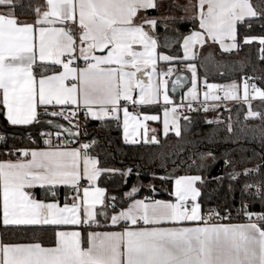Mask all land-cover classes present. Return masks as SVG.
Masks as SVG:
<instances>
[{"label":"snow or ice","instance_id":"snow-or-ice-1","mask_svg":"<svg viewBox=\"0 0 264 264\" xmlns=\"http://www.w3.org/2000/svg\"><path fill=\"white\" fill-rule=\"evenodd\" d=\"M23 7L19 0H0V111L12 126L39 124L42 116L56 118L46 121L56 131L41 133L43 147L24 149L8 146L6 136L0 135L6 148L3 155L16 157L0 160V223L5 229L53 226L54 246L7 242L0 235V264H264V212L249 210L241 200L237 215L245 217L243 223H232L230 210L222 214L213 209L204 215L200 198L206 181L201 174L158 177L174 179L170 193L174 200L139 198L144 187L139 167H100L99 159L89 152L95 139L79 144L76 120L83 112L86 121H100L105 127L116 122L126 143L136 144L138 136L148 143L147 122L160 117L130 112L128 105L143 108L162 99L164 135L172 128L181 136L179 108L185 105L182 101L177 106L170 99L164 77L172 69L158 71V62H189L192 88L187 107L200 111L191 107L200 96L197 67L192 63L198 48L211 42L225 53L239 51V26L250 30L259 23L264 28V0L258 5L252 0H195L178 6L189 13L187 22L193 26L180 36V58L157 51L159 25L167 29L169 21L185 22L150 15L161 11L162 0H44L28 5L34 15L31 23L18 18L16 10ZM174 31L179 33L178 28ZM242 43L258 44L259 59L264 61V35H245ZM142 71L147 82L137 75ZM258 79L245 77L242 85L226 86L205 81L208 91L203 99L242 102L247 106L246 120L264 121V111L254 110L252 104L258 100L264 105V88L257 86ZM180 83L177 77L174 87ZM202 110L210 109L205 104ZM227 130L233 131L231 123ZM260 132L264 141V128ZM150 142L158 143L154 135ZM209 158L217 162L209 151L200 154V163L191 159L188 167L202 172L210 167ZM223 164L231 168L227 175L232 181L261 174L260 165L238 172L227 153ZM132 176L137 182L120 196L99 186L105 177L126 187ZM148 187L155 192L152 185ZM37 189L42 198L37 197ZM241 193L264 203V180L245 182ZM68 227L79 230H59Z\"/></svg>","mask_w":264,"mask_h":264},{"label":"trees","instance_id":"trees-1","mask_svg":"<svg viewBox=\"0 0 264 264\" xmlns=\"http://www.w3.org/2000/svg\"><path fill=\"white\" fill-rule=\"evenodd\" d=\"M19 2L25 7L16 10L17 16L26 22L34 20V15L28 5L44 3L43 0H19ZM252 2L257 4L254 0ZM168 23L167 29L163 23L157 28L159 50L168 53L170 56L180 58L182 57L180 36L187 34L193 26L187 21L180 24H173L171 21ZM177 28L179 33L174 31ZM245 35H264V28L259 23H253L250 30L244 26H239L238 39L241 41L239 51L225 53L215 44L208 43V46L199 53L197 60L193 63L197 67L201 84H204L205 81L208 84L242 81L251 75L261 78L256 80V84L258 87L264 88V61L259 59L260 46L256 43L244 45L242 39ZM179 73L181 71L177 72V74ZM185 73L189 75V73ZM180 97L173 96L175 101H178ZM252 104L254 110L264 111V105L260 101ZM145 111H150V109H145ZM246 114L247 106L238 103L230 109H223L219 113V119L224 121L223 123L209 124L206 122L207 116L202 109L194 111L188 114L189 120L182 119L181 136L177 137L175 133H169L167 136H162L158 144L135 146L125 144L122 128L121 126L117 127L116 122H111L105 127L102 122L87 120L84 125V132L86 129L87 135L83 133L82 141L89 143L95 139L96 144L89 152L93 157L99 159L102 168L124 169L125 166H133L134 168L138 166L141 172L140 179L144 185L140 190L139 198L147 196L160 200H173L170 193L173 190L174 179L161 180L158 177L174 178L186 174H201L206 181L200 198L202 213L208 215L210 210L215 209L224 214L226 210H230L233 223H240L245 219V217L237 215L241 200L248 204L249 210L264 212V203L251 195H242L241 193L245 182L259 183L264 180V141L261 140L260 132V129L264 128V121L259 119L246 120ZM229 116H231L230 121ZM5 123L8 128H11L6 121ZM228 123L232 124V132L227 130ZM41 133L43 132L40 131L31 135L33 141H36L33 144L28 136H17L3 131L0 124V135L6 136L7 144L10 147H41L43 146ZM75 145L73 144V146ZM0 148L6 149L3 144H0ZM209 151L217 157L216 163H213L209 158L207 164L210 167L202 172H197L195 168L188 167L191 159L195 158L197 163H200V154ZM226 153L229 159L235 161L234 167L238 172L254 169L260 165L261 174L248 177L241 176L238 181L230 180L227 173L231 171V168H226L223 164ZM152 175L157 178H151ZM216 177H223V179L217 180ZM136 182V177L132 176L128 186L118 187V179L108 180L101 177L99 185L105 187L110 195L120 196L121 193L129 191L131 185ZM148 185H152L155 192L151 191ZM63 192L64 190L61 191V196ZM0 234L4 236L7 242H41L43 246L54 245L52 243L54 240L52 227H9L5 229L0 223Z\"/></svg>","mask_w":264,"mask_h":264},{"label":"crops","instance_id":"crops-1","mask_svg":"<svg viewBox=\"0 0 264 264\" xmlns=\"http://www.w3.org/2000/svg\"><path fill=\"white\" fill-rule=\"evenodd\" d=\"M43 2H44V0H43ZM189 3H195V0H162L161 11L159 13L151 12L150 15L157 16V17H169V16H172V17H175L176 19L184 18V20L187 21V17L189 15V13H185L184 11H181L180 7H178V6H185V5L189 4ZM28 22L31 23L32 21H28ZM156 34H157V30L155 32V35ZM156 37H157V35H156ZM209 43H211V42H209ZM212 44H214V43H212ZM215 45L221 50V48L219 47L218 44H215ZM207 46H208V43L202 49L198 48V50H197V53H198L197 54V58H198L199 53ZM157 51L159 53H161V54L169 55L168 53L160 52L159 47H158ZM233 52H235V50ZM182 56H183V50H182ZM197 58L194 61H192V63L195 62L197 60ZM188 63L189 62H187V61H181L180 59H176V60H173L171 63H166V62L160 61V62H158V65H157L158 71H161V72H165L169 68L172 69V74L170 76H168L167 80H171L172 77H174L177 74L178 71L189 73L190 78H191L190 86L186 89V91L182 94V96L179 98L178 101H175V100L173 101L174 103L183 101V104L186 107L189 104L188 92L192 88V73L188 69ZM140 74H141V72L137 73L138 76H140ZM140 77L145 82H147L148 77H147L146 74H143V76H140ZM164 79H166V78L164 77ZM222 86H224V84H222ZM197 89H198V92L200 94L199 101L193 102L191 104L192 105L191 107L200 106V105L203 107L206 104L209 107V109H210L208 112H204L203 111L205 113V115L207 116V121L219 119V113L223 109L227 110V109H230L232 106H234V105H236L238 103H242V102L237 101L235 104H232L230 106H225L228 102H227V100H224V102H220L219 105L214 106V102L211 99H209L207 102H205L204 99H203V93L205 91H208V89L205 88V83L201 84V81H200V78H199V75H198V70H197ZM169 92H170V85H169ZM170 99L171 100L173 99V96L171 95V92H170ZM254 102H259V101L255 100L252 103H254ZM128 107H129V111L130 112L140 113L141 115H145V114H147V115H157V116L160 117V120L159 121H148L147 122V127H148V137H147V139L149 140L148 143H145L144 139L142 137L138 136L137 137V141L138 142L136 144L126 143L124 141L125 144L130 145V146H135V145H139V144H158L159 141H160V138L162 136H165L164 133H163V123H162V121H163V107H165V106L163 105L162 99H161V103L158 104V105H149V106H144L143 108H134L131 104H129ZM145 109H150V111H145ZM0 112L2 113V116L4 118L3 120H5L7 122L6 116L4 115V113L2 111H0ZM41 120L45 121L46 119H42L41 118ZM90 121H93V120H90ZM97 122H100V121H97ZM7 124H8V122H7ZM8 125L11 128H14V129L27 130L28 127H31L34 124L33 125H28V126H12L10 124H8ZM121 128H122V126H121ZM48 130H50V129H48ZM153 130H155V131L153 132ZM122 131H123V129H122ZM42 132L44 133L45 130L42 131ZM46 132H49V131H46ZM169 133H175V131L172 128H170L168 134ZM153 135L156 137L158 143H151L150 142L151 137ZM62 136H64V134H62ZM41 147H43V146H41ZM72 147H76V146H72ZM24 148H34V147H21L19 149H24ZM5 151H6V149L3 150V149L0 148V160H6V159L15 160L16 159L15 156L9 157V156L3 155V153ZM82 183H83V181H82ZM173 187H174V183H173ZM36 192H37V197L38 198H42L40 196V190L37 189ZM173 200H174V197H173ZM63 201H64V195L62 194V196L60 195V202L63 203ZM166 201H169V200H166ZM240 223H243V222H240ZM9 227H15V226H9ZM45 227H53V226H45ZM59 230H79V229H76L74 227H68V228H61Z\"/></svg>","mask_w":264,"mask_h":264},{"label":"water","instance_id":"water-1","mask_svg":"<svg viewBox=\"0 0 264 264\" xmlns=\"http://www.w3.org/2000/svg\"><path fill=\"white\" fill-rule=\"evenodd\" d=\"M143 74H144V72H141L140 76H143ZM177 77L180 78L181 83L179 86L174 87ZM190 84H191V78L189 75H187L185 72H181V73L177 74L176 76H174L170 80L171 95L174 97L181 96L186 91V89L190 86ZM46 121L47 120L42 121V123L36 124L27 130L8 128L5 121L3 120L2 113L0 112V124L2 125L3 131L11 133L13 135H17V136H26V135L30 136L36 132H40V131H44V130H48V129L56 130V129L52 128L51 126H49L46 123ZM58 123H60L61 125H64L65 127L69 126V125L64 124L62 122H58ZM62 134H64L66 136L65 133L62 132ZM79 139H80V136H79Z\"/></svg>","mask_w":264,"mask_h":264},{"label":"built area","instance_id":"built-area-1","mask_svg":"<svg viewBox=\"0 0 264 264\" xmlns=\"http://www.w3.org/2000/svg\"><path fill=\"white\" fill-rule=\"evenodd\" d=\"M165 78L168 79V77H165ZM252 82H254V81H253V80H249V83H252ZM219 86H220V85H219ZM218 94H219L221 97H223V92H220V93H218ZM220 102H224V100L221 99ZM174 104L177 105V106H179V105H181V102H175ZM191 106H192V105H191ZM169 107H171V106H169ZM193 108L202 109L203 107L200 105V106H195V107L193 106ZM179 111L182 113V115L185 114V113L190 114V113L194 112V111H190L189 108H187L186 106H184V107H180V108H179ZM41 118H42V119H46V120H48V119H56V118L44 117V116H42ZM76 120H78V122H79V125H80V133H81V135H80V139H79V144H83L82 137H83V133H84V125H85V123L87 122V121L84 119V113L81 112L80 115L76 118ZM57 121H63L64 123H66V124L68 125V122H67L66 120L58 119ZM74 123H75V121H74ZM69 126H70V125H69ZM64 137H65V135L62 136V138H64ZM79 144H76L75 146L78 147ZM71 146H73V145H71ZM90 149H92V148H90ZM90 149H89V150H90ZM232 219H233V218H232ZM244 221H245V219H244ZM244 221H243V222H244ZM231 222L233 223V221H231Z\"/></svg>","mask_w":264,"mask_h":264},{"label":"rangeland","instance_id":"rangeland-1","mask_svg":"<svg viewBox=\"0 0 264 264\" xmlns=\"http://www.w3.org/2000/svg\"><path fill=\"white\" fill-rule=\"evenodd\" d=\"M254 1H255L257 4H259V0H254ZM233 82L242 85L243 80H242V81H233ZM233 82L225 83L224 86L229 85V84H231V83H233ZM169 85H170V80H168V94H169V97H170ZM242 91H243V90H242V87H241V95H242ZM181 96H182V95H181ZM174 100H175V99L173 98L172 101H174ZM178 100H179V99H178ZM213 102H214V106H217V105H219V103H220V101H213ZM227 102H228V103H227L225 106H230V105H232V104H235L237 101H227ZM163 110H164V107H163ZM184 116H188V114L185 113V114H183V115L181 116V118H180V126H181L182 119H183ZM48 131H49V132H55L56 130L50 129V130H48Z\"/></svg>","mask_w":264,"mask_h":264},{"label":"bare ground","instance_id":"bare-ground-1","mask_svg":"<svg viewBox=\"0 0 264 264\" xmlns=\"http://www.w3.org/2000/svg\"><path fill=\"white\" fill-rule=\"evenodd\" d=\"M247 77H253V76L249 75V76H247ZM255 83H256V81H255ZM216 85H220V86H222V84H216ZM57 122H62V123H64L63 121H57ZM64 124H66V123H64ZM26 136H28V135H26ZM28 137H29V140L32 142V141H33L32 136L30 135V136H28Z\"/></svg>","mask_w":264,"mask_h":264}]
</instances>
